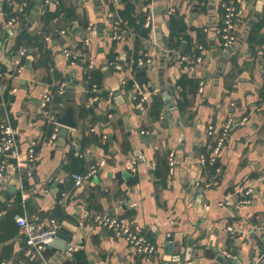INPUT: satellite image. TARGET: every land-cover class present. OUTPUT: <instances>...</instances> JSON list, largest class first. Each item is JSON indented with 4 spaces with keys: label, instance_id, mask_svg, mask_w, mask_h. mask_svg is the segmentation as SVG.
<instances>
[{
    "label": "crops",
    "instance_id": "obj_1",
    "mask_svg": "<svg viewBox=\"0 0 264 264\" xmlns=\"http://www.w3.org/2000/svg\"><path fill=\"white\" fill-rule=\"evenodd\" d=\"M225 1L0 0V124L10 120L23 158L31 147L37 157L29 175L11 160L0 189L17 188L0 207V264L25 259L19 216L56 219L72 233L32 264H77V253L87 264H160L178 254L185 264L191 247L186 264H262L264 0H240L230 47L215 30ZM165 43L173 55L162 65ZM65 118L76 128L60 125ZM230 118L245 123L211 165L209 128L221 133ZM93 167L97 176L76 186L73 175ZM247 189L251 203L242 204ZM96 213L139 227L157 252L133 253L95 224Z\"/></svg>",
    "mask_w": 264,
    "mask_h": 264
},
{
    "label": "built area",
    "instance_id": "obj_2",
    "mask_svg": "<svg viewBox=\"0 0 264 264\" xmlns=\"http://www.w3.org/2000/svg\"><path fill=\"white\" fill-rule=\"evenodd\" d=\"M240 0L225 1L223 3V25L221 27H216V34L221 39L222 44L225 47H230L236 43L237 31H238V11H239ZM26 5V3L24 4ZM151 18L148 17L146 21V27H149ZM118 27L115 28L114 38L119 40L122 38L121 33L118 31ZM208 31V29H205ZM200 50H203V46H199ZM67 52V51H66ZM22 55L26 53V49L20 51ZM67 56L76 59L75 55L67 52ZM201 60V57H198ZM1 77V71H0ZM205 87V82H199V93H203ZM143 99L142 101H144ZM47 98L43 101L42 106L46 107ZM48 114V113H47ZM50 120L58 126L57 117L50 115ZM245 123V119H228L223 127L221 133H217L213 127L209 128V134L215 139V144L213 146V157L210 159V164L214 165L217 162L224 150L227 141L229 139L230 133L234 128L241 126ZM58 138V132L55 133L53 139ZM35 145V143L33 144ZM11 160H14L18 164L19 168H24L27 174H31V170L35 166L37 157L35 155L34 147H31L28 154L22 157L18 153L17 144V132L12 126L9 119L4 120L0 124V189L6 183V178L8 175V168L11 164ZM135 161L132 162L130 168L135 171L134 165ZM170 175L175 173L178 162L174 154H171L168 159ZM98 169L93 167L85 175H73L76 186H82L84 182L88 179L97 176ZM19 180H22L19 177ZM253 190L247 189L243 192L242 204H250V196ZM229 202L224 201L220 205L228 204ZM89 218L90 215L87 214ZM92 219L95 224L107 230L118 237H123L128 243L131 251L136 254L143 256H153L157 252L156 245L151 242L141 229L127 221H124L117 216L110 215L108 213H96ZM17 223L20 228V235L26 240L28 249L25 252V259L21 264H32L33 261L37 259H43L44 251L50 247L56 239L62 234L61 224L56 219H51L47 224L44 222L30 221L26 216H19L17 218ZM264 233V225L261 228ZM69 251H73L72 247H69ZM225 257L231 258L232 255L228 252H224ZM45 262V260H43ZM261 263L264 264V252L261 256Z\"/></svg>",
    "mask_w": 264,
    "mask_h": 264
},
{
    "label": "water",
    "instance_id": "obj_3",
    "mask_svg": "<svg viewBox=\"0 0 264 264\" xmlns=\"http://www.w3.org/2000/svg\"><path fill=\"white\" fill-rule=\"evenodd\" d=\"M166 45V43L165 44H162V45H160L161 47H162V49L164 48L165 50H163L162 51V54H161V56H162V61H161V64L162 65H165V62H167V55L168 56H172L173 55V53L171 52V48L169 47V46H165ZM168 63V62H167ZM166 95L168 96V94L166 93ZM69 113H71V109L69 110ZM59 124L60 125H62V126H65L66 128H70V129H75L76 128V123L72 120H70V119H68V118H65V119H61L60 121H59ZM61 135L63 136V137H65L66 135H67V130H65V129H63L61 132ZM16 187L14 186V185H11V186H9V190L7 191V192H5V193H3V194H1L0 193V207L3 205V204H5L6 202H7V199H10V193H11V195L13 194V193H15L16 192ZM61 231L62 232H64V233H66V234H70V235H72V233L71 232H69L67 229H65V228H61ZM63 242V244L65 245V241H63L62 239H60V238H58V239H56L55 241H54V245H55V243H57V242ZM192 248V247H191ZM190 248V250H188V252H187V254H186V256H185V261H186V263L191 259V254H192V249ZM181 258H182V256L180 255V254H178V255H174L173 257H171V259L170 260H167V259H161L160 260V264H179L180 263V261H181ZM185 263V264H186Z\"/></svg>",
    "mask_w": 264,
    "mask_h": 264
},
{
    "label": "trees",
    "instance_id": "obj_4",
    "mask_svg": "<svg viewBox=\"0 0 264 264\" xmlns=\"http://www.w3.org/2000/svg\"><path fill=\"white\" fill-rule=\"evenodd\" d=\"M226 1H229V0H226ZM55 17H57V16H54L53 18H55ZM123 17L127 21H129L131 19L130 9H127V11H125L123 13ZM263 21H264V17H263ZM260 26L261 25H259V27ZM161 109H162L161 108V103L158 102V99L157 100L155 99V101H153V103L151 105L152 114L154 116H156V117L159 116L160 115V112H161ZM75 262H77V264H87L85 256L83 254H81V253H77L75 255Z\"/></svg>",
    "mask_w": 264,
    "mask_h": 264
}]
</instances>
